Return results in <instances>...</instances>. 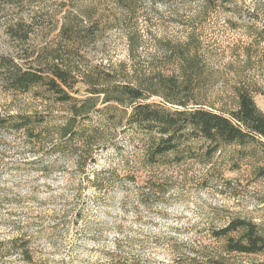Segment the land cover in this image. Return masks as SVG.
I'll return each instance as SVG.
<instances>
[{
	"label": "rangeland",
	"instance_id": "obj_1",
	"mask_svg": "<svg viewBox=\"0 0 264 264\" xmlns=\"http://www.w3.org/2000/svg\"><path fill=\"white\" fill-rule=\"evenodd\" d=\"M263 31L264 0H0V116L43 119L50 133L64 122L68 108L46 90L22 93L11 83L17 69L33 70L56 56L100 86H139L150 95L147 103L170 106L153 94L165 95L162 84L172 77L179 99L189 81L194 102L226 117L235 110L236 90L256 91L264 114ZM177 47L190 50L191 77L179 72V54L170 52ZM103 102L96 110L116 109L85 123L101 138L88 167L106 178L100 191L85 186L72 162L41 159L22 131L0 130V253L24 236L36 254L32 264H201L223 254L212 231L230 220L264 227V178L254 172L260 150L256 160L228 149L208 162L193 145L181 163L167 154L145 170L143 138L126 123L130 111ZM37 158L53 168L36 171ZM134 173L136 185L128 179ZM223 262L264 264V255ZM0 264L24 263L2 255Z\"/></svg>",
	"mask_w": 264,
	"mask_h": 264
},
{
	"label": "trees",
	"instance_id": "obj_2",
	"mask_svg": "<svg viewBox=\"0 0 264 264\" xmlns=\"http://www.w3.org/2000/svg\"><path fill=\"white\" fill-rule=\"evenodd\" d=\"M136 45L137 43L131 42L132 53L137 50ZM188 45L189 42H186L185 46ZM168 46L169 43H164L163 47L169 50ZM170 52L173 57L179 54L181 76L191 77V63L188 61L191 59L186 55L190 50L177 47L176 51L173 49ZM17 72L11 79L15 88L22 93L28 92L32 87L46 90L55 98L56 103L68 108V115L63 123L55 127L53 133L44 128L43 124L46 123L43 119L36 120L29 115L5 118L0 116V130L13 129L25 133L26 138L33 140V148L38 147L37 150L32 149L39 151L41 159L56 156L72 162L74 168L82 173L85 186L100 191L106 182L101 173L88 172L90 164L96 162L91 151L100 143L98 141L101 138L98 129L88 127L86 120L90 115H100L104 111L116 109L104 107L103 110H96L100 98H103V104L126 106L130 111L126 114V123L143 138L145 146L139 164L145 170H151L167 154L175 155L174 161L179 164L185 154L193 153L191 148L195 145L199 146L208 162L217 154L223 155L228 149H234L241 159L256 160V152L260 150L263 154L262 165L254 169V172L256 179L264 178V114L255 106L254 97L258 93L256 91L236 90L235 110L227 113L226 117L225 113L211 106L194 102L190 98L191 94H188L192 92L189 81L183 84L185 99H179V85L172 77L166 78L162 84L166 89L165 95L157 92L153 94L170 105L162 106L147 103L150 95L144 94L139 86H114L111 83L100 86L93 80L91 73L75 72L59 56L33 70L21 73L17 69ZM81 88L84 89V95L80 98L76 94ZM36 126L43 128L42 131L46 133L42 135L41 132H36ZM42 136L46 137L44 143L40 140ZM40 158L32 162L38 166L36 171L44 173L46 168H53L52 165H43ZM135 176V173L129 174L128 178L134 185ZM147 186L145 183L141 188L149 190ZM160 193L163 195L164 191ZM78 215L76 213L75 218ZM212 237L223 243L224 252L201 264H224V257L231 255H264V227L253 221L232 219L225 227L213 230ZM2 255H17L24 264H32L36 257L30 239L24 236L11 240L4 247V252L0 253Z\"/></svg>",
	"mask_w": 264,
	"mask_h": 264
}]
</instances>
